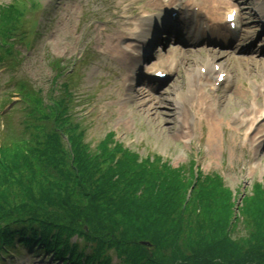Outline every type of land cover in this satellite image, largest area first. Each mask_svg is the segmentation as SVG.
Returning <instances> with one entry per match:
<instances>
[{
    "label": "rangeland",
    "instance_id": "rangeland-1",
    "mask_svg": "<svg viewBox=\"0 0 264 264\" xmlns=\"http://www.w3.org/2000/svg\"><path fill=\"white\" fill-rule=\"evenodd\" d=\"M154 1L0 0V15L3 10L17 9L20 18L16 17L15 25L26 31L18 30L7 40L12 47L4 53L14 54L9 60L0 51V114L6 127L2 128L0 122V146L21 144L28 138L21 136L26 117L21 103L28 98L25 95H39L50 105L52 97L66 100L68 113L80 125L79 130H84V143L94 156L107 152L109 146L114 151L116 142H120L140 163L157 158L173 170L185 169L189 175L193 167L204 177L221 176L225 188L234 195L233 222L239 218L229 234L233 241L242 242L252 235L253 228L241 212L243 207L239 208L255 195L258 185H264V57H259L264 48V21L255 15L258 8L264 10V0L251 4L239 0L246 14L240 25L243 38L236 39L238 50L213 49L226 56L224 62L216 63L219 68L224 66L229 76L228 83L216 86V75L211 85L215 96L212 104H221L220 114L216 113L220 123L216 131L197 116L193 97H188L185 105L172 106L179 92L187 91V76L197 79L198 66L203 68L214 52L210 46L186 51L175 37H164L163 41L162 37L159 45L144 46V42L154 40L160 24L168 21L174 8H167L165 18L157 22L163 10L156 8ZM201 5L197 2L195 6L198 9ZM132 24L135 26L129 27ZM135 31L141 36H131ZM118 49L129 56L127 60ZM162 63L166 68L159 67ZM172 65L178 70L170 79L155 84L148 81L149 71L159 67L170 72ZM61 71L64 76L58 79ZM20 80L16 94L13 84ZM56 91L60 92L58 97ZM250 119L253 122L247 124ZM181 126L187 128V135H181ZM2 186L0 183V191ZM191 193L192 187L187 200H191ZM140 244L144 249L151 248L145 241ZM231 244L232 256L238 245ZM245 250L247 256L252 251L246 246ZM11 251L16 257L0 256V264H8L9 260V264H63L45 260L47 256L33 258L23 248ZM111 264H118L117 260L112 259Z\"/></svg>",
    "mask_w": 264,
    "mask_h": 264
},
{
    "label": "trees",
    "instance_id": "trees-1",
    "mask_svg": "<svg viewBox=\"0 0 264 264\" xmlns=\"http://www.w3.org/2000/svg\"><path fill=\"white\" fill-rule=\"evenodd\" d=\"M16 17L17 9L2 11L0 47L22 30ZM25 96L21 136L28 138L0 149V240L67 264H110L114 257L119 264H264V185L240 207L252 235L233 241L239 218L233 222L234 195L221 176L197 175L193 167L189 175L157 158L140 163L117 142L94 156L66 100L52 97L50 105ZM231 242L238 245L232 256Z\"/></svg>",
    "mask_w": 264,
    "mask_h": 264
},
{
    "label": "bare ground",
    "instance_id": "bare-ground-1",
    "mask_svg": "<svg viewBox=\"0 0 264 264\" xmlns=\"http://www.w3.org/2000/svg\"><path fill=\"white\" fill-rule=\"evenodd\" d=\"M200 1L202 2V7L203 8H200L198 14H200V16H202V13H205L208 17L210 16L211 19H214L215 21H217V20L219 21L220 17L222 16V12H223L224 9H226L228 7H235L234 2L237 3L236 0H200ZM249 1L250 0H248V2ZM154 2H155V5H156L155 6L156 8L159 7V9H163L164 5L161 2V0H157V1H154ZM156 2H157V4H156ZM195 3H196V1H195ZM191 5H193L192 2H190V5L188 4L189 7H191ZM236 6L238 7V5H236ZM259 9H261V8H259ZM181 11L185 13V15L182 16V18H183V28L182 29H184L185 27L186 28L191 27V25L193 23L197 24V22L199 20H201V18H203V17H200L197 14H193L190 17L188 15V13H186L183 10H181ZM228 14H231V11ZM241 14H242V10H240L239 13L237 11L238 19H240V15ZM259 16H261L264 19V10H262V9L259 10ZM160 18H159L160 21H162V18H164V16H161ZM180 19H181V17H177L176 20H175V18L172 19V17H171V19H170L168 24L164 20L163 23L160 24L161 25L160 29L162 28V25H163L164 26L163 33L167 32L168 29H172V24H173L174 20L176 22H178V21H180ZM145 20L146 19H144V21ZM147 21L149 22V20H147ZM202 22H200V25H202ZM132 26H135V25H133V24L129 25V27H132ZM138 28H140V26ZM192 31H193L192 32L193 36L195 38H197V39H199L201 34H203L200 31L198 32L197 25H196L195 29H193ZM130 34H132L131 36H135V37H140L141 36L136 31H135V34H134V32H131ZM210 34L215 36V38H224V39L228 38V36H229V34H227L222 29H220V30H212V31H210ZM156 41L159 42L160 38L156 39ZM118 52H119V54H123L124 53V51H121L119 49H118ZM129 54H130V52H129ZM122 56H124L125 60H127V58L129 57L126 54H123ZM212 56L214 58L218 59V60L221 59V61H224L226 59V57H218V55L216 56L215 52H214V54L211 53V57H209L208 60L205 62V66H204L205 70L203 72L204 75L202 73V67H200V66H198L199 70L198 69L196 70L197 71V79L191 80L190 76L192 77V75L191 74L188 75L187 76V83H186L187 86H188L187 87V91L183 92V90H182L181 92H179V94L176 96V99L172 100V106L179 107L180 105H185L184 101H186L188 97H193L194 100H196V103L194 104V108L197 111V116L198 117L200 116V117H202L201 119H204V120L208 121L209 127H212L214 129L213 131H216L217 128L220 126L219 120L217 119L218 117L216 115L218 113L220 114V106H221V104H219V106H217V107H215L212 104V102L214 101L215 96L213 94V88L211 87V85L214 86L212 84V81H213L214 77L217 75V72H218L217 78L218 77L219 78L223 77L224 80H225V77L222 75L223 73L221 72L224 69V66H222V68H219L217 66L218 63L216 64V59H214ZM173 70H175V69H173ZM216 82H218V81H216ZM215 85H216V83H215ZM181 101H183L182 104H181ZM261 109H262V107H259L258 111L260 112ZM183 115H185V112H183ZM252 122H253V119H250V120H248L247 124H251ZM183 124L185 125V123H183ZM186 129L187 128H185L184 126L180 127L181 135H183V134L187 135V132H184V130H186Z\"/></svg>",
    "mask_w": 264,
    "mask_h": 264
}]
</instances>
